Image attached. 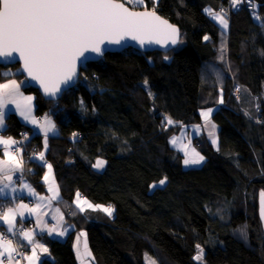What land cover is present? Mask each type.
Segmentation results:
<instances>
[{"label":"trees","instance_id":"obj_1","mask_svg":"<svg viewBox=\"0 0 264 264\" xmlns=\"http://www.w3.org/2000/svg\"><path fill=\"white\" fill-rule=\"evenodd\" d=\"M255 1L252 12L233 14L228 0H144L143 9L179 28L175 49L107 53L82 66L77 84L56 102L24 87L35 96L36 115L56 126L46 164L29 160L41 152L42 138L28 139L30 130L13 114L4 134L25 142L26 175L36 190L51 165L60 208L75 227L64 241L43 237L48 256L39 264H77L76 231L95 264H144L145 254L158 264H264V0ZM213 13L225 15L227 29ZM4 70L12 74L0 80L23 79L17 66ZM216 106V146L205 131L193 138L204 162L184 169L170 137L204 126L198 112ZM165 178V186L151 189ZM77 193L113 215L73 214Z\"/></svg>","mask_w":264,"mask_h":264},{"label":"snow or ice","instance_id":"obj_2","mask_svg":"<svg viewBox=\"0 0 264 264\" xmlns=\"http://www.w3.org/2000/svg\"><path fill=\"white\" fill-rule=\"evenodd\" d=\"M128 2L137 5L144 4V0H128ZM158 3V0H154ZM233 6L239 3V0H232ZM213 16L219 24L227 29L228 21L225 15L213 13ZM178 30L156 14V11H130L123 3H117L115 0H0V57L10 58L13 54H18L23 63V71L27 76L39 84L45 96L56 98L62 91V86H66L77 75L78 62L89 59L86 53H95L100 56L105 49L101 45L105 42L109 44H120L125 37L138 41L143 45L146 41L149 43H161L171 40V43H177ZM208 39V37H205ZM10 75V73L0 74V78ZM25 81L17 82L15 79H9L6 83H0V128H4L5 109L7 105H15L20 116L33 124H37L45 134V149L47 148L48 133H54L55 124L50 119H46L43 125H40L32 115L33 96H25L21 91V86ZM147 85V81H145ZM151 95V94H150ZM222 102V101H221ZM202 112L201 115L205 121H208L210 112ZM167 119V124L171 125L173 121ZM199 130V128L197 129ZM214 135L215 125H212ZM76 135L75 133L73 134ZM27 139V137H25ZM175 143V138L171 141ZM20 142L12 138L4 139L0 135V145L4 146V155L7 160H0V194H4L6 189H11L13 176L11 173L23 171V158L16 157L9 150L12 145ZM216 145V139L212 140ZM20 152V148L15 149ZM185 166L198 165L204 157L192 150L190 155L185 151ZM38 159L44 161V152H40ZM46 163V161H45ZM103 160H97L94 167L102 168ZM49 172L45 174L44 180L49 181L51 174V165H48ZM4 181H8L4 183ZM166 178L159 184L163 185ZM52 183L55 181L53 179ZM23 189H27L29 194L36 196L35 190L31 185L23 183ZM152 187H156L153 185ZM49 187V191H52ZM59 195V188H56L55 199ZM40 199H43L42 197ZM80 194L77 193L76 205L81 212L84 211ZM88 207H100L88 204ZM39 205L36 208H29L27 204H19L15 209L8 208L0 215V221L7 225L8 233L19 232L24 240L33 245L32 255L25 257L29 264H35L40 257L36 249L40 248L47 252L42 244L35 243L34 233L24 231L23 228L17 229V214L24 217L25 211L32 214H38ZM102 210L109 216L112 214V208L105 207ZM261 218L264 219V192L261 193ZM23 223V220H21ZM39 223V220H38ZM55 229H49V233ZM64 231L58 233L63 236ZM80 235H84L81 233ZM79 239V237H78ZM86 246V244H85ZM200 249V246L197 245ZM5 253L9 264L15 258L16 248L12 246L11 240H5L4 234L0 233V264H4ZM79 256V251H78ZM203 250L200 249L194 259H202ZM90 255V253H89ZM154 264V262H153Z\"/></svg>","mask_w":264,"mask_h":264},{"label":"crops","instance_id":"obj_3","mask_svg":"<svg viewBox=\"0 0 264 264\" xmlns=\"http://www.w3.org/2000/svg\"><path fill=\"white\" fill-rule=\"evenodd\" d=\"M2 73L3 74L4 73H10V75L12 74L11 71H7V70L6 71L4 70ZM10 75H7V76H10ZM9 79H15V80H17L18 83L21 81H25V83L21 86L20 91L25 96L31 95L34 97V99L32 101V105H33L32 115L36 118V120L39 122V124L43 125L46 122V119H50L52 121V123L54 124L52 118H50L46 115L43 116L42 119H37V115L35 113V108H36L35 96L32 94H28V93L24 92V87L27 86L26 80L24 78L23 79L6 78L3 80H0V83H6ZM218 108L219 107H214V108L212 107L211 108L212 111L210 112L208 121H205L204 117L200 114V111H199L198 114L201 118L200 122L203 125H205L204 124L205 122H206V124L210 123L211 117L218 110ZM10 114H13L14 116H16V118L18 119L20 124L24 125L25 127H27L30 130L31 135H30V137H28V139H30L32 136H40L42 138L43 148H42L41 152H44V161H42V162L44 164H46L45 163V154L47 152V148L45 149V144H44L45 134H44V132L41 131L40 127L37 124H33V123L28 122V121H25L20 116L19 112L16 110L15 105L10 104V105L6 106L5 117H4L5 127L0 128V135H2L4 139H8L10 137V136H6L4 134V132L7 128V121L6 120ZM195 126L196 125H192L189 127L193 128ZM56 134H57V130H55L54 133H48V140H49V138L56 136ZM10 138H12L14 140L13 137H10ZM48 140H47V147H48ZM13 146L14 145H12L9 150L16 157H18V158L22 157L24 163H23V171H16V172L11 173V175L14 178V176L20 174L22 176V180L20 182L12 181V187H14L16 189L15 192H12L11 189H6L4 194H0V215H3V212L7 211L8 208L15 209L17 207V205H19L21 203L27 204L29 206V208H36L39 205L38 214L29 215V213L27 211H25L23 218L20 217L19 214H17L16 225H21L24 231L33 232L34 233V237H33L34 242L38 243V244H42L45 248H47V247L45 246V244L43 242V237H48V238L56 239L59 241L66 240L68 235L74 231L75 227L73 224H70L66 220L65 215H64L62 209L60 208L59 202L61 201L62 196L60 193L59 184L57 183V181L55 179V176H54L52 169H51V174L49 175V181L46 183L44 180V177H45V174L49 172V169L47 166L46 173L44 174L43 178L41 179L42 190L41 191L36 190L33 187V185L31 184L30 180H28L27 175H26V173H28V172H29V174H32V169H28L25 166L28 158L26 156H24V154H22L21 152L14 151ZM38 156H39V153H37V156H35V157L38 159ZM30 158H29V160L32 162V157L30 156ZM7 159L8 158L5 157V155H4V146L0 145V160H7ZM104 166H105V163H104ZM104 166L102 168H99V169L96 168V169L98 171H102L104 169ZM0 175H2V174H0ZM53 179L55 181L54 184L52 183ZM7 182L8 181H4V183H7ZM23 183H27V184L31 185L32 188L35 190L36 196L29 194L27 189H23L21 187V185ZM57 186L59 188V195H58V197L53 199L52 197L56 194ZM49 187H52L53 190L49 191ZM41 197L43 199H40ZM80 198L82 201H86V199L82 195H80ZM76 200H77V194L75 195V197L72 201V213L73 214L79 213L80 215L85 216L88 220H94L95 218L98 219L101 214H106L107 216H109L107 213H105L101 209L89 208L87 203L82 205L84 207V211L81 212L80 209L76 205ZM1 205H4V209H1ZM112 215H113V209H112V214L109 217H111ZM21 220H23V223H21ZM38 220H39V223H38ZM6 229H7V225L3 224V222L0 221V231H6ZM49 229H55V231L49 233ZM61 231L65 232V234L63 236L58 235V233ZM81 233H83V232L82 231H76L74 233L73 241H72V248H73V251L75 253L77 264H95L92 253L90 252V249L87 245L85 235H80ZM78 237H79V239H78ZM85 244H86V246H85ZM12 246L16 247V248L18 247L19 249H22V250H25L26 257L32 255L33 245L31 243H29L28 241L24 240L21 235H18V237L16 238L15 244L14 245L12 244ZM78 251H79V256L77 254ZM36 253L40 257V259L38 261H36L35 264H39L40 260L43 257L48 256V251L43 252L40 248L36 249ZM89 253H90V255H89ZM5 258H7V253H5ZM4 264H9V261L6 259L4 261ZM11 264H20V262L12 260ZM24 264H29V261L27 259H25Z\"/></svg>","mask_w":264,"mask_h":264},{"label":"water","instance_id":"obj_4","mask_svg":"<svg viewBox=\"0 0 264 264\" xmlns=\"http://www.w3.org/2000/svg\"><path fill=\"white\" fill-rule=\"evenodd\" d=\"M115 2L123 3L124 6L127 7L130 11H145V10H147V9L132 8L130 5L126 4L123 0H115ZM148 11H152V10H148ZM157 15H159V14H157ZM161 18L164 19L163 17H161ZM164 20H166V19H164ZM168 23L171 24L169 21H168ZM172 26H174V25H172ZM174 27L178 30L177 43H175V44L171 43V40H168L166 43L165 42L149 43L146 41L143 45H141L138 41L132 40L130 37H125L123 40H121L120 44H109V43L105 42V44L101 45V47L104 48L105 51L100 56H97L95 53H86L85 55L88 56L89 59L86 61L78 62L77 75L73 78L72 81L69 82L68 85L62 86L63 91L56 98H50V97L45 96L43 93V90L40 88L39 84L35 81H32L27 76V73L23 71V63H22V61H20L18 54L14 53L13 57H10V58L0 57V66H3V67L17 66L19 68L20 74L26 80L27 86H30L31 88L36 90L37 93L43 99L48 100V101H57L66 90L73 88L77 84L78 79H79L80 69L82 66H85L88 63L100 61L107 53H118V52H122L126 49H129V48L136 50L138 52H141V53L167 52V51L175 49L179 44L180 30L178 27H176V26H174ZM259 214H260V218H261V197L259 199ZM261 220L264 224V219L261 218Z\"/></svg>","mask_w":264,"mask_h":264},{"label":"rangeland","instance_id":"obj_5","mask_svg":"<svg viewBox=\"0 0 264 264\" xmlns=\"http://www.w3.org/2000/svg\"><path fill=\"white\" fill-rule=\"evenodd\" d=\"M126 4L130 5L132 8H135V9H143L146 7L145 3L144 4H141V5H137L135 3H132V2H128V0H123ZM254 16H257V14L253 13ZM257 19V18H255ZM220 60H221V57H219ZM221 70V69H220ZM238 93V92H236ZM59 100V99H58ZM57 100V101H58ZM52 102H56V101H52ZM216 107H219V106H216ZM212 107L210 108H207L206 110H200V114L202 112H206L208 111L209 109H211ZM214 108V107H213ZM204 121V120H203ZM205 122V121H204ZM205 125L202 126V125H198V127H193V128H190L188 129V127H182V129L180 130V132L178 134H173L170 139H169V143H170V146L173 147L174 149H176L178 152H180V154L183 156V168L186 169V168H198L200 166H202L204 160L198 164V165H188V166H185L184 164V159L186 158L185 157V151H187L190 155L192 154V150L195 149L196 152H198L197 150V147L193 144V138H195L196 136L200 135L203 133V131H205L206 135L208 136L209 138V141L212 142L213 139H216V141L218 140V137H217V131H218V126L214 123V122H210V123H207L206 122L204 123ZM215 125V130H214V135L210 136L209 135V132H212V125ZM172 125H175V124H172ZM199 128V130H197ZM175 138V143H172L171 141ZM18 144L14 145L13 146V149L15 151L16 147H17ZM216 146V145H215ZM22 154H24V156L26 155L25 152L23 151H20ZM201 155V154H200ZM29 156V155H28ZM160 182V181H159ZM158 183H155L153 185H156V187H152L151 186V189H155V188H160V187H163L165 186V184L163 185H160ZM87 201V200H86ZM87 204H91L93 206H97V205H94L92 203H90L89 201H87ZM100 207H92L91 209H101L102 208H105L106 206H103V205H98ZM90 208V207H89ZM13 244V243H12ZM14 245V244H13ZM16 248V247H15ZM14 256L15 258L13 259L14 261H18L20 262V264H24V261H25V257H26V252H23L20 256H17L16 253H14ZM7 258H5L6 260ZM4 260V261H5ZM143 262L144 264H158L156 262L155 259L151 258L149 255L145 254L144 255V259H143Z\"/></svg>","mask_w":264,"mask_h":264},{"label":"built area","instance_id":"obj_6","mask_svg":"<svg viewBox=\"0 0 264 264\" xmlns=\"http://www.w3.org/2000/svg\"><path fill=\"white\" fill-rule=\"evenodd\" d=\"M256 4H257V1H255V0H239V3L236 4L235 6H233L232 0H228V10H229L231 13H233V14H235V13L241 11L242 8H244V9H246V10L252 12L253 9H254V6H255ZM37 119H42V116H37ZM21 134L24 135V133H21ZM17 141L20 142V143H18V145H17V147L20 148V151L25 152V154L28 153V150H27V148H26V146H25V142H24L22 139L17 140ZM17 147H16V148H17ZM30 156H31L32 158H36V157H35V156H36V153H30ZM24 173H25V172H24ZM21 180H22V176H21L20 174L14 176V178H13V181H14V182H20ZM16 228H17V229H20V228H22V226H21V225H16ZM0 233L4 234V238H5V240H11L13 244H15V242H16V238H17L18 235H19V232H18V231L15 232V233H8L7 231H0ZM23 252H25V251H22V250L19 249L18 247L16 248V254H17V256H20ZM4 260H5V258H4Z\"/></svg>","mask_w":264,"mask_h":264}]
</instances>
